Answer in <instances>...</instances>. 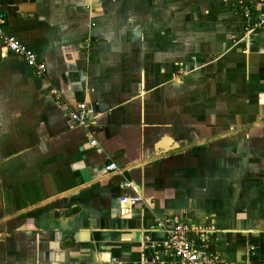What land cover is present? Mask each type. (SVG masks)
<instances>
[{
  "label": "crops",
  "instance_id": "1",
  "mask_svg": "<svg viewBox=\"0 0 264 264\" xmlns=\"http://www.w3.org/2000/svg\"><path fill=\"white\" fill-rule=\"evenodd\" d=\"M242 2L264 14V0H0L4 32L46 66L0 48V264H157L163 216L213 226L217 264H264V29L246 35Z\"/></svg>",
  "mask_w": 264,
  "mask_h": 264
},
{
  "label": "built area",
  "instance_id": "2",
  "mask_svg": "<svg viewBox=\"0 0 264 264\" xmlns=\"http://www.w3.org/2000/svg\"><path fill=\"white\" fill-rule=\"evenodd\" d=\"M240 9L246 22V35L264 29V14L253 20L249 4L242 2ZM5 23L6 18L0 10V48L21 57L37 75L43 74L46 68L45 64L32 50L14 36L4 32ZM70 118L76 126L87 129L90 128L94 116L85 103H78L74 111L71 112ZM96 145L94 139L89 141V146ZM105 170L107 173H113L117 172L118 168L114 162H111L105 167ZM140 200L141 197L137 193L135 196L121 198L120 202L123 209H126ZM154 227L162 233V240L159 243L162 258L160 259L158 254H154L152 257V260L157 264H217V257L209 252L212 236L215 233L213 226L187 224L177 216H163L154 219ZM143 240L150 242L149 236H145Z\"/></svg>",
  "mask_w": 264,
  "mask_h": 264
},
{
  "label": "rangeland",
  "instance_id": "3",
  "mask_svg": "<svg viewBox=\"0 0 264 264\" xmlns=\"http://www.w3.org/2000/svg\"><path fill=\"white\" fill-rule=\"evenodd\" d=\"M0 51H2V49H0ZM1 54H2V56H4L5 55V57H8L9 55H11V54H8V53H6V52H1ZM19 59V58H18ZM20 60V59H19ZM23 253H25V252H23Z\"/></svg>",
  "mask_w": 264,
  "mask_h": 264
},
{
  "label": "bare ground",
  "instance_id": "4",
  "mask_svg": "<svg viewBox=\"0 0 264 264\" xmlns=\"http://www.w3.org/2000/svg\"><path fill=\"white\" fill-rule=\"evenodd\" d=\"M106 257H107V256H106ZM106 257H105V258H106Z\"/></svg>",
  "mask_w": 264,
  "mask_h": 264
}]
</instances>
